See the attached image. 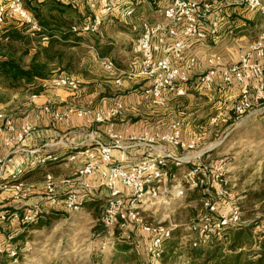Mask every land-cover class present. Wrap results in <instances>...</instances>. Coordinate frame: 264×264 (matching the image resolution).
<instances>
[{
	"label": "built area",
	"instance_id": "1",
	"mask_svg": "<svg viewBox=\"0 0 264 264\" xmlns=\"http://www.w3.org/2000/svg\"><path fill=\"white\" fill-rule=\"evenodd\" d=\"M90 14L85 20L72 27L73 32L96 34L105 20L114 12V0H86ZM123 1L127 5L126 15L132 16L135 8L132 6L138 0ZM243 5L249 11H259L264 14V0H162V17L154 22L142 23L140 35L134 50L141 57L139 74L144 76L149 84L144 88V95L150 103L158 108H168L170 101L187 94L188 85L201 68L198 86L211 91L220 82L226 86L238 84L239 93L233 107L234 115L240 117L250 112L260 103H264V29L259 36L243 51L238 60L226 65L223 56L218 51H210L202 56L196 49V44L216 41L220 37L222 11L228 5ZM17 18L25 25V30L31 36H37L42 30L38 19L28 11L23 0L0 1V28L6 18ZM42 35L43 41L48 40ZM95 50V48L93 47ZM96 58L103 69L112 77L116 84H122L125 77L131 76V71L121 69L109 56L96 52ZM44 90L65 89L77 94L80 91V81L71 75L63 74L40 83ZM38 94H33L36 98ZM39 112L50 115L55 121L63 122L72 116L87 118L95 123H109L123 115L124 105L116 102L109 107H94L92 103L81 105L77 102H66L63 108L56 102H48L39 107ZM229 119V118H228ZM227 122L226 117L217 115L211 123ZM36 125L32 121L17 125L13 115L6 110H0V134H6L5 143L9 146L20 144L33 136ZM109 136L111 144L101 141L94 142L78 149L67 156L69 162L86 158V162L64 179H57L48 173L45 179L46 201L52 206H62L68 212H79L84 206V193L92 189L91 177H98L99 184L108 190L107 205L103 211L101 222L106 229H121L138 233L149 238L146 244L141 240L131 239L134 252L137 255L148 254L153 260L161 262L165 240L172 237L176 228L161 221H150L147 212L162 205L165 210L171 209L189 189L198 186V176L204 172L208 185L214 182H224L227 173V162L224 160L206 162L202 159L204 153L197 156L180 157L175 152L180 149L192 151L198 148L199 138L185 140L182 133V123L173 120L170 129L154 134L128 133L120 134L111 128ZM129 143L125 147H135L147 144L154 147L160 143L171 145L167 153H150L142 160L122 165L114 163L113 149L123 147L122 141ZM6 157L0 155V181L6 169ZM61 157L53 154L36 155L31 166L58 162ZM192 163L186 177L190 178L187 188L177 183L175 174L170 171L171 163L179 166ZM25 169L20 168L11 175L12 197L16 202L24 203L33 190L23 176ZM66 185L63 198L60 197V187ZM7 187L6 184H4ZM207 197L197 220L190 227V238L193 246L209 243L213 237L224 239V230L242 221V210L238 203L230 204L223 209L221 203L212 195L209 186L205 189ZM222 194V192H221ZM27 206V205H25ZM45 210L40 205L25 207L23 220L33 222ZM7 214L1 218L6 219ZM15 218H19L16 214ZM138 231V232H136ZM1 248V245H0ZM1 250V249H0ZM13 254L14 251H12ZM137 264H152L148 261H138Z\"/></svg>",
	"mask_w": 264,
	"mask_h": 264
},
{
	"label": "rangeland",
	"instance_id": "2",
	"mask_svg": "<svg viewBox=\"0 0 264 264\" xmlns=\"http://www.w3.org/2000/svg\"><path fill=\"white\" fill-rule=\"evenodd\" d=\"M30 1L32 6L41 10L42 18L51 22L53 15H60V11L53 8L56 1L70 3L76 7H73L70 16H67L68 13L64 15L66 18H71L74 24H81L90 14L86 0ZM24 4L26 6V0H24ZM132 6L135 7L132 16L126 18L125 11L120 9L119 14L117 12L115 16H110L105 20L98 33L79 35L80 39L75 40L77 44H73L74 46L66 50L65 64L71 57L73 67L65 73L80 81L83 93L86 96H92V105H95L97 99L100 98V96H95L99 85L107 87L109 95H112L113 86L116 83L94 59V51L90 45L95 46L101 55L111 57L120 67L126 68L135 56L133 47L138 35L140 19L154 22L162 17L161 12L157 8L151 7L147 0H138ZM32 13L34 14V12ZM255 13L259 15L260 12ZM257 24L259 27H253V31H251L254 39L264 28L263 16H261V20H257ZM133 25L137 27V30L132 28ZM3 30L4 27H1L0 31ZM41 41L43 42L42 39ZM31 45L33 48L36 47L37 41H33ZM19 47V53H22L27 46L19 45ZM216 51L220 52L224 58V50ZM29 59L28 55L24 56L26 64ZM190 86L189 83L188 87ZM34 88L30 86L10 91V100L15 94L17 95L15 103H26L33 94ZM192 89L189 88L188 94L184 97L170 101L168 108L151 107L149 100L143 97L146 105L141 109V116L138 118H141L142 114L147 117L153 133L167 131L173 120H179L182 123L183 137L185 139L199 138L200 144L192 151L183 149L176 151L178 156L184 157L188 154L203 152L202 159L206 162L221 160L227 162L228 171L225 175L227 182H214L212 185H208L212 195L221 203V207L225 210L230 204L238 203L241 206L243 223L264 217V201L249 200L247 197L250 193L264 189V103L256 105L254 109L240 117L228 109L229 112L225 114L230 118L229 122L222 120L211 123L212 117H215L218 111L214 107L217 106L215 101H220V98L213 100L210 95L214 91L209 93L203 89L196 88L198 91ZM215 91L219 92L218 89ZM230 92L229 94L226 90L225 94H229L227 105L231 106L230 102L234 103L233 100L237 97L233 96L238 94V91L234 89ZM129 103L131 104L130 101ZM11 108L12 110L8 108L7 112L15 114L17 109ZM133 118V122L138 120L137 117ZM68 163L69 165L66 166ZM75 163L66 159L55 163L58 166H54V163L48 165L36 175L34 174L35 176L32 178H26L27 183L33 184V189H36L39 183H43L48 172L55 177L56 175H70L73 172V166H78ZM81 164L83 165V163ZM189 165L190 163L187 162L179 166L171 163L170 167L175 174L177 183L186 188L190 186V178L185 176ZM196 189L187 190L185 195L168 211L162 205H157L152 212L146 213L148 220L173 225L180 233V237L171 240L177 243L176 247L171 248L170 241L164 245V254L162 253L161 260L164 264H190L186 253L190 238L189 227L197 220L203 207L200 200L201 192ZM30 197L24 201V205L32 206L29 204ZM107 198L104 189L95 193L93 199L98 203L101 213L107 205ZM91 201L93 200L87 201L79 212H68L62 206H44L45 211L51 212L50 223L41 228L30 226L27 229L28 226L25 227L22 224L20 228L16 226L18 231H15V227L9 229L4 223L8 222L7 220L0 223V264H137L138 261L158 264L159 261L153 260L148 254L137 255L134 252L131 244L132 238L141 240L143 244L149 240L140 232L132 233L130 232L131 228L125 230V235L123 232H118L117 229H107L105 233L94 231L99 219L94 214L93 207L90 205ZM25 229L27 232H24ZM262 230H264V219L263 223L256 227L255 233L259 234ZM22 234L23 236H21ZM129 234L132 237L130 239L127 238ZM124 245L129 246L127 252L119 249ZM259 247L258 244H255L254 249H259Z\"/></svg>",
	"mask_w": 264,
	"mask_h": 264
},
{
	"label": "crops",
	"instance_id": "3",
	"mask_svg": "<svg viewBox=\"0 0 264 264\" xmlns=\"http://www.w3.org/2000/svg\"><path fill=\"white\" fill-rule=\"evenodd\" d=\"M123 1L125 0H114L115 9L110 16H115L117 12L119 14L120 9H122L123 12L125 11L124 15H126L127 5L123 4ZM161 1L162 0H147L150 6L157 8L162 15L163 5H161ZM135 3H137V1ZM86 4L88 6L87 1ZM255 12L256 11H249L244 6L241 5H228L227 8H225L222 11L221 14L222 23H221V31H220L219 39L216 41H210L205 43L203 42L197 44L196 47L197 51L202 56H205L210 51H216L221 49V51L224 50V55H225L223 59L224 63L226 65L234 63L236 60H238L240 53L245 51L249 47V45L256 39V38L254 39L253 35L251 34V31H253L252 30L253 27L256 28L259 27L257 21L255 22L253 21L254 20L253 15H255ZM126 18H128V16ZM140 21L141 23L139 24L138 30L136 26L133 25L132 27L138 32L137 38L140 35L142 23L148 20L140 19ZM137 38L135 40V44ZM45 42L46 41H43V43ZM93 47L95 48V50L93 49ZM134 47H133V51L135 52ZM90 48H92L94 51L93 53L95 56L94 59L99 63V61L96 58V52L99 53V51L93 45H90ZM117 65L119 66V64ZM140 65H141V57L135 53L133 60H131L128 63L126 68H122L119 66L123 70L131 71V76L125 77L122 84L120 85L114 83L115 85L113 86L114 89L112 95L111 94L109 95L110 93L108 91L109 89L102 85H99L100 87H98L99 89L95 93V96H100V98L97 99V103L93 105L94 107H109L115 104L116 102L123 103L124 113L123 115H121L120 117L114 120L112 126L109 123H95L89 121L87 118H79L77 116H72L70 119L63 122H57L50 115L39 112V107H41L45 103L52 101L56 102V106L59 107L60 109L65 106V101L77 102L81 105H87L88 103H93L92 96L90 95L86 96L81 88L80 91L77 92V94H73L71 91L65 89H59V90L42 89L41 92H37L39 94L36 98L32 97L33 94H36V92L34 91L31 97L29 98L28 102L18 103L19 105L15 103L17 95L14 94L11 100L7 101L4 104L0 103V110L7 111L8 108L12 110L11 107L17 109L14 112L15 114L10 113L11 115L14 116L17 125H20L28 121H32L36 125V130L33 136L26 139L24 142L20 144L9 146L5 143L6 134H0V155L5 156L7 159L6 169L2 174L0 181V223L7 220L8 222H4V223L9 227V229L15 227L14 229L15 231H18V228L16 226H19L20 228L21 225L20 219L15 218L17 212L12 216L7 217L6 219L1 218L2 214L6 212L5 209L8 210L10 208V209L18 210L24 208L25 206L24 205L25 203L16 202L12 197L13 190H12L11 175L15 173L18 169L24 168L25 174L23 176V179L27 182L26 178L28 179L32 178L42 168H45L46 166L51 165L53 163L55 166L56 165L55 163H58V162H48L46 164H37L35 166H31L30 165L31 161L36 155L53 154V155H58L59 157H61L62 160H66L69 154L70 155L73 154L78 149L83 148L86 145H92L96 141H101L102 143L105 144H111L112 139L109 136V130L111 128L114 130V132L120 134H125L126 132L130 134L153 133L150 128L149 119L143 116V114L141 118H138V116H141L140 115L141 109L144 108L146 105L144 98L148 99L144 95L143 90L149 84L148 80L144 76L139 74ZM201 72H203L202 68L197 73L194 74V76L190 81L191 86L188 87V89L193 88L192 90L195 89V91H198L196 90V88H198L199 90L203 89L198 86V78ZM233 86L234 88H232ZM233 86H226L225 84L220 82V79H218V84L215 89L211 91H207L203 89L204 91L209 93L214 91V93L210 95L213 97L214 101L220 98V101L219 100L215 101L217 106L214 107L218 110L216 116L222 115L226 117L227 121L230 118L227 117L225 113L229 112L228 109L231 112H233V107L236 102L237 99L236 97L238 94H235L233 96L236 99L233 100L234 103L230 102L231 106L227 105L228 104L227 97L231 93L230 92L231 90L235 89L239 93L238 84L235 83ZM216 89H218L219 92L218 91L216 92L215 91ZM226 90L228 91L229 94L228 93L225 94ZM129 94H131V96H128ZM129 101L131 102V104L129 103ZM150 106L155 107L151 103ZM133 117H137L138 120L133 122L134 120ZM213 118L214 117H212V119ZM191 139H195V138H188L185 140L189 141ZM128 143H129L128 141L123 140L122 141L123 147H115L113 149L114 163L129 165L142 160L146 155L150 153H167L172 150L171 145L166 143H160L159 145H156L154 147L147 146V144H139L136 145L135 147H125ZM93 149L96 150L94 144H93ZM202 153L203 152L193 153L191 155L188 154L186 156L194 157ZM74 162H76L75 164H78V166L77 167L75 165L73 166V172L77 170L79 167H81L82 165L81 163L84 164L86 162V158H82V159L79 158ZM67 165H69V163L66 164V166ZM73 172L67 176L56 175V178L57 179L68 178L73 174ZM48 173H46V175ZM46 175L44 177L43 183H39L37 185V188L32 190V194L29 199V204H32V206L40 205L43 207V209L44 206L46 205L52 206L50 203L46 201V197H45ZM90 181L92 182L93 187L92 189L84 193V204L89 200H94L93 198L95 196V193H98L100 189L101 190L104 189L106 195L108 196V190L105 187L100 186L98 177H91ZM4 184H6L7 187H5ZM67 188L68 187H66V185H62L60 187L61 198L65 196V192Z\"/></svg>",
	"mask_w": 264,
	"mask_h": 264
},
{
	"label": "trees",
	"instance_id": "4",
	"mask_svg": "<svg viewBox=\"0 0 264 264\" xmlns=\"http://www.w3.org/2000/svg\"><path fill=\"white\" fill-rule=\"evenodd\" d=\"M218 1L230 2L231 0ZM25 7L29 12H34L32 14L37 19H40L38 21L42 30L37 36H31L26 32L25 25L20 20L14 17L6 18L2 26L4 30L0 31V103L10 100V91L23 87L33 86L36 94H39L37 92H41L43 89L40 85L41 81L69 72L73 67V61L70 57L68 63L65 64L66 50L74 46L73 44H77L75 42L80 39L79 35L84 34L73 32L72 27L76 24L72 23L73 20L71 18L64 17L65 13L70 16L73 7H75L70 3L65 4L56 1L53 8L60 11V15H53L52 22L43 19L41 10L32 6L30 0H26ZM53 8L52 10H54ZM253 16V21L255 22L258 19L261 20V16L264 17V14L260 12L259 15L255 13ZM44 34L49 37L45 43L41 41V36ZM35 40L37 41V46L33 48L31 44ZM19 45L27 46L24 52L19 53ZM25 55L30 58L27 64L24 61ZM193 164L194 162L190 163L189 168L193 167ZM171 172L173 173V171ZM206 180V174L204 172L200 173L196 190L201 192L200 200L202 205L205 197H207L205 189L208 187V183ZM247 197L249 200L264 201V189L250 193ZM90 205L99 219L94 231L105 233L107 229L101 222L103 212L101 213L96 200L91 201ZM5 211L7 214L6 218L17 212L21 225L28 226L27 229L30 226L41 228L50 223L51 212L44 211L35 221L29 223L23 220L25 208L18 210L9 208L8 210L5 209ZM263 219L264 217H259L248 223L241 221L232 225L224 230V239L213 237L206 245L193 246L192 242L188 241L186 253L190 264H264V230L259 234L255 233L256 227L263 223ZM117 230L122 232L121 229ZM24 232H27V230L25 229ZM175 237H180V233L176 228L173 230L172 237L165 240V244L170 241L171 248L176 247L177 243L171 241ZM255 244L260 246L259 249H254ZM128 248V245L119 247L120 250L125 252L129 250Z\"/></svg>",
	"mask_w": 264,
	"mask_h": 264
}]
</instances>
